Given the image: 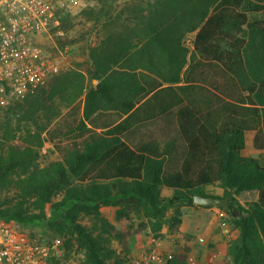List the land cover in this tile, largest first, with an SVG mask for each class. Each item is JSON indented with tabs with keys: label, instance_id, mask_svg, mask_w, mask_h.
I'll return each instance as SVG.
<instances>
[{
	"label": "trees",
	"instance_id": "trees-1",
	"mask_svg": "<svg viewBox=\"0 0 264 264\" xmlns=\"http://www.w3.org/2000/svg\"><path fill=\"white\" fill-rule=\"evenodd\" d=\"M96 1L80 17L114 28L87 62L0 111V217L47 225L81 264H124L130 237L179 233L181 207L219 184L240 212L220 208L237 230L231 264H264V165L244 153L248 132L264 151V0H155L115 17L116 0ZM46 142L59 159L44 164ZM184 237L170 264L188 262Z\"/></svg>",
	"mask_w": 264,
	"mask_h": 264
},
{
	"label": "built area",
	"instance_id": "built-area-1",
	"mask_svg": "<svg viewBox=\"0 0 264 264\" xmlns=\"http://www.w3.org/2000/svg\"><path fill=\"white\" fill-rule=\"evenodd\" d=\"M79 1L0 0V108L10 103L11 96L25 98L62 70L61 57L44 45ZM66 52L58 51L61 56ZM222 225L230 234L229 225ZM84 258V252L66 250L62 235L40 238L0 217V264H56L57 260L76 264ZM131 264L170 263L168 256L152 250Z\"/></svg>",
	"mask_w": 264,
	"mask_h": 264
},
{
	"label": "rangeland",
	"instance_id": "rangeland-1",
	"mask_svg": "<svg viewBox=\"0 0 264 264\" xmlns=\"http://www.w3.org/2000/svg\"><path fill=\"white\" fill-rule=\"evenodd\" d=\"M155 0H116L113 2V16L115 17L119 11H121L124 7L137 5L141 3H154ZM146 5V4H145ZM87 7H95L99 8V4L96 0H80L79 4L73 8V10L63 16L60 26H58L54 31L52 36L46 41L45 47L50 51H55L58 56H60L62 72L67 71L71 68L77 67L79 63L87 62V54L89 49L92 46L97 45L103 38H105L113 26H109L108 24L111 22V19H104L102 22L95 20H88L85 17H80V13L84 8ZM72 19L67 25L65 23ZM193 40L194 34H189L186 38V45L193 49ZM62 49H67V52L64 55H59L58 51ZM96 79H91L89 84L92 86H96L98 81ZM24 99V98H23ZM17 100H22L17 96H11L9 98V104L5 107H1L0 111L7 110L9 106ZM15 121V119H14ZM24 131H22L23 133ZM253 137V132H248L246 137L248 152L253 149L252 144H250L251 138ZM250 156L257 159L260 164L264 165V151L253 149L250 153ZM41 159L42 163H47L50 161H54L59 159V154L55 150L54 146L46 142L44 147L41 150ZM213 191L208 192L209 194H213L215 191H222V187L219 184L212 185ZM204 191H206V187H204ZM223 194V193H222ZM221 194V195H222ZM214 195V194H213ZM242 204L246 205L247 202L256 199L255 193H244L241 197H239ZM183 210V206L181 207ZM117 210V207L114 206H103L102 211L109 218H113L114 212ZM227 220L230 221V218L227 214ZM18 230L25 231L30 233L31 235H35L37 237L43 238L47 237L50 234H55L52 230H50L45 224H34L30 223L29 225H23L22 223H18L15 220L11 221ZM234 237H231V239ZM184 241H180V238L177 237L176 234L170 235L165 234L162 238H155L152 232L147 229L140 235H134L129 238V250L127 253H122V256L125 259L124 264H131L133 260L140 257L141 254L158 250L169 256L174 252H180L183 249ZM115 246L118 251H122V247L115 242ZM82 261H77L76 264H81Z\"/></svg>",
	"mask_w": 264,
	"mask_h": 264
},
{
	"label": "crops",
	"instance_id": "crops-1",
	"mask_svg": "<svg viewBox=\"0 0 264 264\" xmlns=\"http://www.w3.org/2000/svg\"><path fill=\"white\" fill-rule=\"evenodd\" d=\"M252 142L253 137L250 144ZM253 149L248 152V147L246 146L244 153L250 156ZM262 161L264 162V160ZM210 191H213V186H206L205 192L208 193ZM223 192L224 190L222 189V191H215L213 194L221 195ZM182 211V224L180 232L176 235L180 238V241H184L183 246L187 242L184 236L188 235L189 237L188 241L191 245V251L186 264H231L228 247L231 237H236L237 230L227 220L226 212L219 207L197 205H185ZM224 222L229 225L230 234L226 233L222 225Z\"/></svg>",
	"mask_w": 264,
	"mask_h": 264
},
{
	"label": "water",
	"instance_id": "water-1",
	"mask_svg": "<svg viewBox=\"0 0 264 264\" xmlns=\"http://www.w3.org/2000/svg\"><path fill=\"white\" fill-rule=\"evenodd\" d=\"M194 204L197 206L223 208L226 211H231L233 215L240 214V212L237 209H233V210L230 209L229 197H218L216 195L196 194L194 196Z\"/></svg>",
	"mask_w": 264,
	"mask_h": 264
}]
</instances>
